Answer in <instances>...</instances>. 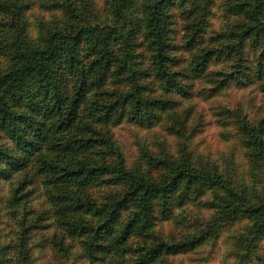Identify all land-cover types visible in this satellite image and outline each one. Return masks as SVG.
<instances>
[{
  "label": "trees",
  "instance_id": "trees-1",
  "mask_svg": "<svg viewBox=\"0 0 264 264\" xmlns=\"http://www.w3.org/2000/svg\"><path fill=\"white\" fill-rule=\"evenodd\" d=\"M0 54V264H177L241 221L264 264V111L221 97L264 94V0H0ZM123 125L171 142L130 162Z\"/></svg>",
  "mask_w": 264,
  "mask_h": 264
},
{
  "label": "rangeland",
  "instance_id": "rangeland-1",
  "mask_svg": "<svg viewBox=\"0 0 264 264\" xmlns=\"http://www.w3.org/2000/svg\"><path fill=\"white\" fill-rule=\"evenodd\" d=\"M37 13L40 12L34 9L31 14ZM212 20H215V18L213 17ZM214 24L216 25L217 22L214 21ZM2 63L3 56L0 54V65ZM234 90L235 89L229 90L221 97L229 96V101L241 100L251 111H264V94L258 92L256 89L248 91V94L246 95ZM197 108L201 111L202 119L205 121V124L201 132L193 139L195 149L204 155L206 154L211 157H219L223 159L229 154L231 144L222 138L220 134L221 128L216 125L213 115L208 111V104L200 102ZM163 133L164 132L159 127L146 129L138 128L135 125H123L116 130L118 143L122 146L123 152L130 162L138 158L139 147L150 148L151 145H154L156 138L168 141L165 142V144L171 142ZM170 144L172 145V143ZM234 155L244 163L241 149L239 151H234ZM2 194H4V191L0 189V195ZM246 224V221H241L234 226L232 225L224 228L220 232L218 239L199 247L194 252L177 256L174 259L175 262L177 264H238L237 260H232L231 251L234 250V245L237 243L240 236L241 228ZM257 250L258 251L255 255L259 256L261 259L264 258V242L259 245ZM46 256V252L43 249L34 248L32 253V263L46 264Z\"/></svg>",
  "mask_w": 264,
  "mask_h": 264
}]
</instances>
